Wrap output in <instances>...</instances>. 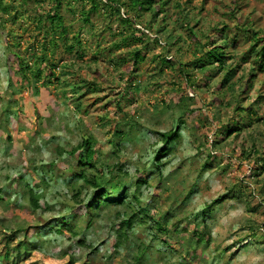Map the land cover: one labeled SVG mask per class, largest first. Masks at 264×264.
Here are the masks:
<instances>
[{
  "label": "rangeland",
  "instance_id": "rangeland-1",
  "mask_svg": "<svg viewBox=\"0 0 264 264\" xmlns=\"http://www.w3.org/2000/svg\"><path fill=\"white\" fill-rule=\"evenodd\" d=\"M2 1L14 4L15 19L8 13L0 23V264H63L71 257L76 264H132L139 247H149L148 264H264V234H257L264 233V173L258 171L264 164V98L257 104L264 75L243 93L250 64H242L234 88L220 90L223 75L211 73L208 82L193 65L199 46L216 42L223 26L235 38L229 50L235 57L249 49L254 33L264 36V0H170L154 19L143 14L135 28L152 21L147 33L159 40L139 46L145 60L137 66L130 55L134 43L114 47L127 33L101 0L89 23L82 14L92 8L90 0H59L65 38L46 19L55 0ZM161 22L166 29L156 33ZM75 36L82 47L70 54L66 45ZM15 53L30 65L46 54L47 64L57 66L52 84H17ZM237 106L256 111L254 125L227 139L225 128L241 122ZM178 126L181 137L158 170L159 133ZM85 136L96 142L94 163L110 182L107 188L120 183L150 211L151 219L134 223L119 249V225L138 205L129 197V205L90 209L95 192L74 180L80 166L70 156ZM258 158L263 162L256 166ZM142 179L147 183L139 185ZM27 184L43 196L38 210L30 206ZM225 195L203 220L205 207ZM164 219L167 233L154 225ZM62 224L79 235L66 229L58 234Z\"/></svg>",
  "mask_w": 264,
  "mask_h": 264
},
{
  "label": "trees",
  "instance_id": "trees-1",
  "mask_svg": "<svg viewBox=\"0 0 264 264\" xmlns=\"http://www.w3.org/2000/svg\"><path fill=\"white\" fill-rule=\"evenodd\" d=\"M56 5L53 9H51L48 13H46V19L51 22V24L54 26L55 30L61 29L60 36L64 37L67 34L66 27L64 26L62 17L59 15V9H60V1L55 0ZM83 1V0H81ZM92 3V8L84 12L83 11V19L85 23H89L90 15L92 13H95L100 8V3L97 0H90ZM104 7L110 10V12L115 13V16H117V19L119 20L120 24L124 27L125 33H127L125 36L122 37V43L116 44L114 46L116 49L121 48L122 46L127 47L128 49L132 47V44L134 43L135 46H137L133 51H131L130 55L133 58L134 66H137L139 63L143 62L145 60V53L142 52V48L146 47V44L148 41L156 40L158 41V36H155L154 39L151 38V36L147 33L148 31L152 33L151 30V23L150 25L144 27L135 28V25H142L141 17L145 13L153 14L154 19L156 16L164 12V8L168 5L170 0H128V1H122V0H101ZM14 4L13 5H7L4 4L2 0H0V23L3 24L2 18H4L5 14L12 15V12L14 11ZM16 13V12H15ZM11 17V16H10ZM12 19H15V17H11ZM17 19V18H16ZM164 20H162L163 22ZM158 27V30L156 33H161L166 28L162 25ZM139 23V24H138ZM1 26V24H0ZM227 29L226 26H223L222 29H220L219 39L216 42H207L208 44H204V46H199L198 51L200 52V56L196 58V60L193 62L194 68L199 70L203 75L207 78L211 73L215 75H223V79L218 85V89L224 90L225 88H231V90L236 85V82L234 79L236 78L237 69L242 64H250L249 68V75L248 77L241 82V87L243 89V93H246V90L249 88H252L254 79L258 74L264 75V36H258L257 33H254L251 37L250 31L246 30L245 33L252 39L251 46L249 49L241 54L240 57H235L230 53L229 50L235 49V38L230 40L229 35L225 32ZM53 33H56L53 32ZM69 41V40H68ZM57 40L54 38L51 41L52 46L57 45ZM67 44L66 40L64 42ZM232 43V44H230ZM81 40L79 37H74L72 41L70 40L69 43L66 45V51L68 53H73L76 48L82 47ZM141 47L139 48V46ZM13 56L16 59L17 68L15 77L17 78L16 82L17 84L32 86L34 82H37L41 85L42 88H47L50 84H52V79L55 76V69L57 68L56 65L47 64V58L46 54H42L39 57H35V62L33 65H30L27 63L25 57L22 54L15 53ZM76 57L79 59H82L83 53L76 51ZM165 60H162V63H165ZM66 69V68H65ZM63 76L65 78L69 77V72L63 71ZM190 76V75H187ZM33 79V81L31 80ZM210 80V77L208 79V82ZM12 79L10 78V84L12 85ZM62 84V81L60 82ZM94 86V84H90V87ZM38 87V86H37ZM89 87V85H88ZM233 87V88H232ZM131 88V86H129ZM75 89L79 90L80 87L76 86L74 87V90H72L73 94L76 95ZM92 91H97V89H92ZM39 92V87L36 90V93ZM130 95H132L131 92H129ZM264 96H259L257 100V104L261 103ZM236 112H239V119L240 121H235L232 125V128L226 127L224 135L227 139L231 138L232 136L239 137L245 130L250 129L254 125L255 119H252L253 115H256V111L252 108H245V107H236ZM179 122V125H183V118L180 117L177 119ZM260 119H256V122H258ZM181 127L178 126L175 129H171L167 132L159 133L161 142L163 143V147L158 150L155 153L154 156V163H156V168L160 170L165 164H163L161 161L162 159L168 157L171 155L173 148L172 144H175L181 137ZM118 134V133H117ZM225 140V139H224ZM215 143V142H214ZM216 142L215 144H217ZM96 142L92 136H85L81 143L78 144L73 150L70 152V156L75 158L80 166V169L78 172L74 173L73 178L74 180L81 182L86 187H89L93 189L95 192V198H93V203L95 205L89 206L90 209L94 211H98L103 207H110L114 205H129L125 204L126 200L131 197L132 201L135 202V204L138 205V212H132V215L128 217L127 219L123 220L119 228L116 232L117 240L115 243L114 248L119 249L122 247V245L125 243V241L128 239V233L130 230H132L134 223L140 222V223H146V219L150 218V211L145 206L141 205L139 203L138 197L136 194L133 196L129 195V191L126 188H121V184L114 182H111L110 189L107 188V183L110 182L105 180V175L103 174L102 168H99L95 165L94 160L96 158V149H95ZM61 155V153H60ZM208 159H213L212 154H208ZM263 162L261 158L256 159L255 165L258 166L257 160ZM209 165V164H206ZM255 166V167H256ZM112 170V169H111ZM258 171H262L264 173V164L260 168H258ZM45 181V180H44ZM140 184H146L147 180L142 179L139 182ZM28 187V198L30 206L33 210H38L40 208V201L43 198L40 194H37V191H34L33 188L30 187L29 184L26 185ZM264 191V190H263ZM81 195V191L78 189L76 190L75 197L79 198ZM236 197V196H235ZM228 196H222V198L212 202L211 204L207 205L205 209L203 210L202 218L203 220H206L208 217V214H211L214 210V207L221 203L222 199H227ZM144 221V222H143ZM155 229L160 232H168V220H157L154 222ZM64 227V228H62ZM68 230L72 236L77 237L79 234L78 231H76L73 227L67 226L65 224L61 225V228H59L57 231L58 234H63L64 230ZM260 233V234H259ZM258 235L264 234L261 231H258ZM255 230L253 231L252 236H254V239H258ZM194 238H196L197 243L201 244L203 241V234H200L198 230L194 231L193 233ZM243 241H240L239 243L242 244ZM81 245H84V241L78 242ZM22 244H19L18 247L20 248ZM17 247V249H19ZM148 248H138V254L134 257V260L132 261V264H148V260H146V254L148 253ZM4 259H9L10 257V251L6 252L4 255ZM8 263V260H6ZM63 264H76L75 260L72 259V257L67 260L66 263Z\"/></svg>",
  "mask_w": 264,
  "mask_h": 264
}]
</instances>
